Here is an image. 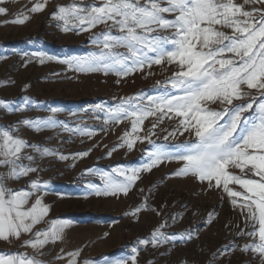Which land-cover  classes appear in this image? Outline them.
<instances>
[{"label": "snow or ice", "instance_id": "6c2138e0", "mask_svg": "<svg viewBox=\"0 0 264 264\" xmlns=\"http://www.w3.org/2000/svg\"><path fill=\"white\" fill-rule=\"evenodd\" d=\"M48 2L36 3L30 11L42 12ZM249 5L253 7H246ZM54 9L50 17L63 32L91 34L90 43L96 51L85 58L61 61L75 71L125 78L153 65L177 66L168 79L157 82L170 89L163 95L147 97L146 103L143 94L125 97L108 109L106 122L131 121V130L123 134L121 143L111 151L118 147L133 150L137 142L147 141L153 145L145 154L147 160L138 167L114 169L123 180L105 174L103 188L91 184L88 187L96 196H127L141 173L151 172L165 162H182L174 176L191 175L201 183L207 182L209 187L222 188L231 198L244 224L234 225L239 229L235 235L248 241L242 245L231 242V247L251 253L254 257L251 264H264V0L242 3L237 0H94L92 3L71 0L68 4L54 5ZM0 14H6V9L0 7ZM28 18L25 15L11 22L22 25ZM100 27L102 31H93ZM44 59L40 55V63ZM0 106L8 108V102L0 101ZM9 110L25 111L19 106ZM149 118H154L152 131L140 136L138 133ZM165 119L178 121L165 140L188 134L186 141L171 146L174 150L151 139L156 135L154 129ZM20 125L40 132L56 126V122L52 117L23 119L16 125L0 128V168L6 169L0 173V241L9 244L20 241L21 247L33 250L31 256L0 254V264H50L41 258L44 249L63 240L69 222L52 219L47 228H37L50 212L43 201L47 182L30 180L20 189L9 187V182H19L39 171L34 166L35 158L26 154L29 149L41 157L58 155L61 161L83 158L89 152L69 157L30 144L16 134ZM62 126L67 130L66 125ZM79 131L83 135L93 134ZM230 169H238L239 174ZM230 185H237L243 191ZM142 210L152 209L144 203L126 215L135 216ZM212 215L209 214V223ZM164 227L166 222L137 244L156 248L175 240V235L161 231ZM26 235L30 238L23 239ZM186 236L191 239L190 232ZM218 251L223 254L226 249ZM132 252L136 255L130 262L118 259L114 264H137L138 248L133 247ZM80 254L81 250H76L58 259L78 264ZM84 264L93 262L85 260Z\"/></svg>", "mask_w": 264, "mask_h": 264}, {"label": "rangeland", "instance_id": "374dc122", "mask_svg": "<svg viewBox=\"0 0 264 264\" xmlns=\"http://www.w3.org/2000/svg\"><path fill=\"white\" fill-rule=\"evenodd\" d=\"M43 2L0 0V7L6 9V14H0V101L8 102V108L0 106V128L16 125L23 119L52 117L56 122L54 127L36 132L20 125L16 134L30 144L69 157L84 151L89 155L61 161L58 155L41 157L29 149L26 154L35 158L34 166L39 171L19 182H9L13 189L25 188L34 179L47 182L43 201L50 207V212L37 228H47L52 219L69 222L63 240L49 244L41 258L50 264H67V259L58 257H67L69 252L81 250L78 264H84L85 260L93 264H114L118 259L130 262V258L136 255L132 248L137 247V264H149L150 261L152 264H213V261L214 264H251L254 259L251 253L245 254L231 247V242L237 245L248 242L235 235L239 229L234 225L244 226L239 209L233 207L231 198L222 188L209 187L207 182L201 183L191 175L174 176L182 162H165L151 172L141 173L127 196H96L88 187L91 184L103 188L105 174L123 180L114 169L138 167L147 160L145 154L153 148L147 141L137 142L133 150L118 147L111 151L121 143L123 134L131 130V121L106 122L108 109L125 97L143 94L146 103L147 97L163 95L170 89L157 82L168 79L177 66L167 63L153 65L151 69L145 68L143 72L137 71L125 78L102 72L75 71L61 61L85 58L96 51L90 43L91 34L65 33L57 26V21L51 19L54 5L68 4L71 0H49L44 11H30L36 3ZM83 2L92 3L94 0ZM25 15L29 18L24 24L11 22ZM102 30L100 27L93 31ZM40 55L45 58L44 63H40ZM251 91L255 93V90ZM243 102L246 101L234 103ZM17 106L25 111L9 110ZM210 107L217 108V105ZM153 122L154 118L145 120L143 131L138 134L144 136L152 131ZM177 123L175 119H165L154 129L156 135L151 139L157 145L174 150L172 145L188 139L187 133L175 139H164ZM62 125H66L67 130ZM80 129L93 134L83 135ZM4 171L6 169L0 168V173ZM230 171L239 174L238 169ZM230 187L243 191L237 185ZM144 203L152 210H142L135 216L126 215ZM209 214H213L210 223ZM165 222L166 227L161 231L175 235V240L156 248L151 244H137L138 240L149 238ZM189 232L191 239L186 236ZM28 238L27 235L23 237ZM225 249L223 254L218 251ZM17 253L31 256L33 250L21 247L20 241L11 244L0 241V254Z\"/></svg>", "mask_w": 264, "mask_h": 264}]
</instances>
